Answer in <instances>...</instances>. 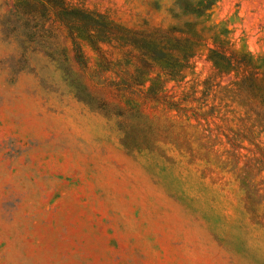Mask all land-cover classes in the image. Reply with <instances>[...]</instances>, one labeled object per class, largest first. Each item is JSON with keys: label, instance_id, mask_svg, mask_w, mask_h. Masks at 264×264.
Returning <instances> with one entry per match:
<instances>
[{"label": "rangeland", "instance_id": "374dc122", "mask_svg": "<svg viewBox=\"0 0 264 264\" xmlns=\"http://www.w3.org/2000/svg\"><path fill=\"white\" fill-rule=\"evenodd\" d=\"M84 11L218 25L264 56V0H0V264H264V134L234 148L222 116L245 108L187 105L191 76L168 86L181 111L127 88L131 45L101 55ZM196 72L212 74L205 54Z\"/></svg>", "mask_w": 264, "mask_h": 264}, {"label": "trees", "instance_id": "16d2710c", "mask_svg": "<svg viewBox=\"0 0 264 264\" xmlns=\"http://www.w3.org/2000/svg\"><path fill=\"white\" fill-rule=\"evenodd\" d=\"M83 14L89 18V38L101 55L102 42L119 39L123 45H131L120 58L127 62L133 58L138 60L134 70L125 73L127 88L134 86L146 100L181 111L187 106H182V100L171 93L168 86L174 82V86L181 87L191 81L190 90L183 98L187 105L200 101L205 106L210 99L220 100L210 106L209 113H213L215 109L224 108L222 103L226 99L239 103L246 110L245 116L229 117L227 112H233L230 109L222 116L228 123L237 121L240 124L235 137L227 135L228 142L236 149L243 148L245 140L260 146L257 140L264 134V56L256 57L251 52L236 49L226 31L218 25L199 27L197 23L189 22L182 29L170 27L141 31L92 12L84 11ZM204 54L211 63L212 74L200 79L196 72L197 59ZM104 62L110 66L112 59L106 57ZM105 70L113 69L106 67ZM189 76L192 79L188 81ZM225 76L232 77L227 84L222 83ZM199 93H202L201 97Z\"/></svg>", "mask_w": 264, "mask_h": 264}]
</instances>
